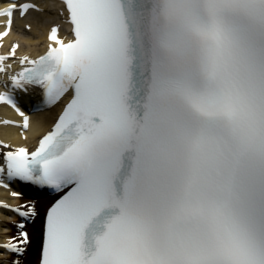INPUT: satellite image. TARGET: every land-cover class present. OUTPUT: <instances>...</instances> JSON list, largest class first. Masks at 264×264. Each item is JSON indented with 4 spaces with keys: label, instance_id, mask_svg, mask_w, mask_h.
Returning <instances> with one entry per match:
<instances>
[{
    "label": "snow or ice",
    "instance_id": "obj_1",
    "mask_svg": "<svg viewBox=\"0 0 264 264\" xmlns=\"http://www.w3.org/2000/svg\"><path fill=\"white\" fill-rule=\"evenodd\" d=\"M60 3L70 38L52 26L42 55H0L24 141H0V188L52 201L38 264H264V0ZM16 11L41 9L0 8V40ZM34 89L67 102L30 146L12 93ZM0 208L21 218L0 264H22L35 202Z\"/></svg>",
    "mask_w": 264,
    "mask_h": 264
},
{
    "label": "bare ground",
    "instance_id": "obj_2",
    "mask_svg": "<svg viewBox=\"0 0 264 264\" xmlns=\"http://www.w3.org/2000/svg\"><path fill=\"white\" fill-rule=\"evenodd\" d=\"M40 7L45 8L43 14L36 12H29L25 18H20L16 16V21L12 27L11 33L8 37L0 41L3 48H7L13 40L20 45L18 49L19 54H28L31 57H37L44 51L43 43H45L46 32L50 29L51 24H58L59 17L58 12L54 9H58V4L52 1L47 0H36ZM58 22V23H57ZM26 25H30L29 32L24 29ZM3 29V26H2ZM1 30V29H0ZM57 113V109L49 110L42 114H37L33 116L31 121V129L28 132L30 141L44 133L49 129L52 121L54 120ZM0 137L3 138L4 142H11L12 144H21L24 141L17 135V130L1 127L0 128ZM4 196L3 193H0V196ZM6 197V196H5ZM11 203H19V200H11ZM2 222L0 224V239L4 237L2 234V229L4 227H9L7 225V217L0 215ZM6 255L0 253V262L7 260Z\"/></svg>",
    "mask_w": 264,
    "mask_h": 264
},
{
    "label": "rangeland",
    "instance_id": "obj_3",
    "mask_svg": "<svg viewBox=\"0 0 264 264\" xmlns=\"http://www.w3.org/2000/svg\"><path fill=\"white\" fill-rule=\"evenodd\" d=\"M33 246H35V245H33ZM33 246L29 248L31 252H32V249H34ZM29 256H30V254L27 257L28 261H29ZM31 263H32V259L30 260V263L29 264H31Z\"/></svg>",
    "mask_w": 264,
    "mask_h": 264
}]
</instances>
